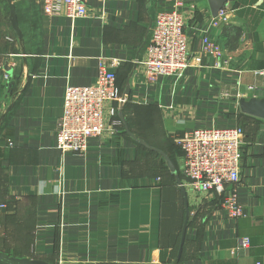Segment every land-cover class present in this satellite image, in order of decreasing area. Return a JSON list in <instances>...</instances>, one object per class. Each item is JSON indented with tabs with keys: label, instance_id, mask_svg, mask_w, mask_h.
Returning a JSON list of instances; mask_svg holds the SVG:
<instances>
[{
	"label": "crops",
	"instance_id": "obj_1",
	"mask_svg": "<svg viewBox=\"0 0 264 264\" xmlns=\"http://www.w3.org/2000/svg\"><path fill=\"white\" fill-rule=\"evenodd\" d=\"M172 1L90 0L88 15L70 18L64 9L46 14L39 0H14L21 41L0 0V116L11 106L0 126V250L51 264H170L183 196L165 157L138 139L173 161L186 131L238 125L245 216L232 219L216 194L186 188L179 264H264V119L239 104L264 97V0H230L228 24L209 0H185L190 65L150 83L146 41ZM227 25L242 28L235 49L226 45ZM205 35L221 60L203 52ZM102 62L129 88L121 110L132 135L122 125L91 138L84 154L63 153L55 129L66 89L93 84ZM244 238L251 244L241 250Z\"/></svg>",
	"mask_w": 264,
	"mask_h": 264
},
{
	"label": "built area",
	"instance_id": "obj_2",
	"mask_svg": "<svg viewBox=\"0 0 264 264\" xmlns=\"http://www.w3.org/2000/svg\"><path fill=\"white\" fill-rule=\"evenodd\" d=\"M89 1L39 0L46 14L60 15L64 9L70 18L88 15ZM184 7L185 0H173L154 18L145 45V74L150 83L157 82L161 76L176 75L190 65ZM219 15H223L228 24L224 9ZM203 52L220 60L223 58L209 35L204 36ZM4 79L10 80V74L7 73ZM125 100L117 73L109 70L103 62L93 84L69 85L64 95L63 114L55 129L58 149L66 154L81 155L87 152L91 138L100 137L106 131L117 132L123 125L119 111ZM244 140L245 132L238 125L195 128L177 140L183 151L184 175L187 177L185 188L204 197L216 194L221 198L224 212L232 219L245 216L238 195ZM250 244L251 240L244 238L240 249L246 250Z\"/></svg>",
	"mask_w": 264,
	"mask_h": 264
},
{
	"label": "water",
	"instance_id": "obj_3",
	"mask_svg": "<svg viewBox=\"0 0 264 264\" xmlns=\"http://www.w3.org/2000/svg\"><path fill=\"white\" fill-rule=\"evenodd\" d=\"M229 1L230 0H209V4H210L213 15L215 17H217L219 15L220 11L223 10L227 6ZM7 2H8L9 7H10L9 20L12 23V26H13V29H14L16 35L22 41L23 33H22V30L19 26L15 2H14V0H7ZM23 54L24 55L26 54V51L24 48H23ZM128 90H129V88H127L125 90V92H124L125 95L128 93ZM239 104H240L241 110L244 113L254 115L256 117H260V118L264 119V97H252L250 99L241 98L239 100ZM10 108H11V106H9L1 114L0 126H1V123L3 121V118L5 117L6 113L10 110ZM121 109H122V107H121ZM121 109L119 111V114H120V118L123 122V125L125 127V131L127 133H129L130 135H132V133L130 132V129L126 123V120L124 118V115H123V112ZM138 141L142 145L162 154L166 159V162H167V165H168L170 171L174 175H176V180H177L178 186L180 187V190H181V193L183 196L186 214H185V221H184L182 234H181V241H180L179 250H178L176 257L171 261L170 264H179V262L182 258L184 245H185L186 238H187L189 221H190V204H189V198H188L187 190L184 186V183H183L181 176L178 174L177 167L174 164V162L172 161V159L170 158V156L168 154H166L164 151H162L158 148H155L153 146H150L146 141H144L142 139H138ZM0 264H51V263L46 261V260H42V259H35V258H29V257H19V256L11 255L10 253H8L6 251L0 250Z\"/></svg>",
	"mask_w": 264,
	"mask_h": 264
},
{
	"label": "trees",
	"instance_id": "obj_4",
	"mask_svg": "<svg viewBox=\"0 0 264 264\" xmlns=\"http://www.w3.org/2000/svg\"><path fill=\"white\" fill-rule=\"evenodd\" d=\"M242 34V28L241 27H236V26H232V25H227L224 29V36L226 38V45L228 46L229 49H235L239 46V39L241 37ZM119 84V82H118ZM120 85V84H119ZM121 87V86H120ZM123 89V88H122ZM122 131L125 133V127L123 125L122 127ZM127 133V132H126ZM177 146L179 147L181 154L183 155V151L181 149V147L177 144ZM174 161V160H173ZM175 163V162H174ZM176 165V164H175ZM177 167V166H176ZM178 170V168H177ZM178 174L180 175L179 171ZM173 176L176 178V175L173 174ZM181 176V175H180ZM182 178V177H181ZM185 178L187 179V177L185 176ZM177 181V180H176ZM184 181V180H183ZM185 205V204H184ZM185 214H186V209H185ZM185 218V217H184ZM183 229V228H182ZM182 234V232H181ZM180 241H181V236H180ZM180 245V244H179Z\"/></svg>",
	"mask_w": 264,
	"mask_h": 264
},
{
	"label": "rangeland",
	"instance_id": "obj_5",
	"mask_svg": "<svg viewBox=\"0 0 264 264\" xmlns=\"http://www.w3.org/2000/svg\"><path fill=\"white\" fill-rule=\"evenodd\" d=\"M183 155H178V157L174 160L177 168H178V171L182 177V180L185 179V175H184V161H183Z\"/></svg>",
	"mask_w": 264,
	"mask_h": 264
}]
</instances>
